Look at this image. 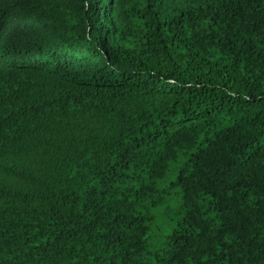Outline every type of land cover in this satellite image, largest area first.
<instances>
[{
  "label": "trees",
  "instance_id": "trees-1",
  "mask_svg": "<svg viewBox=\"0 0 264 264\" xmlns=\"http://www.w3.org/2000/svg\"><path fill=\"white\" fill-rule=\"evenodd\" d=\"M0 264H264V0H0Z\"/></svg>",
  "mask_w": 264,
  "mask_h": 264
}]
</instances>
